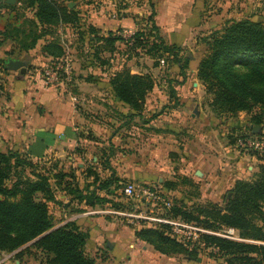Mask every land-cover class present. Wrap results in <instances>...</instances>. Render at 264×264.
I'll return each instance as SVG.
<instances>
[{"label":"crops","instance_id":"1","mask_svg":"<svg viewBox=\"0 0 264 264\" xmlns=\"http://www.w3.org/2000/svg\"><path fill=\"white\" fill-rule=\"evenodd\" d=\"M147 1L153 5V18L160 37L164 39L165 44L170 46L190 48L192 43L197 42V38L212 33V24L214 26L226 18H228L226 22L232 21L230 15L227 14V4L223 3L219 5L222 10L220 15L212 14L211 18H206L207 14L203 13L205 11L203 1L205 0ZM159 1H169L170 11H164L167 4L164 5ZM198 1H200L199 5L197 3L199 9H196L194 4ZM94 2L98 6L96 8L98 15L92 17L91 24L96 26L101 34L114 32L119 28L133 27L134 21L139 23V18L132 20L127 15L119 17L112 13L108 17L105 16V11L111 10L114 6L112 5L113 0ZM98 2H101L102 5H98ZM76 6L74 3L70 8ZM1 10L5 15L0 16V30H3L6 25L7 11ZM122 12H127V10ZM168 14L171 18L168 17ZM111 16L113 19L110 18V20ZM237 16L239 15L237 14ZM249 18L255 22L262 21L256 16H249ZM60 25H63L62 30L66 31L68 35L70 26ZM215 30H219V27ZM48 38L47 36L37 42L34 48V60L30 64L25 62L27 71L24 75L18 71H0V153H15L35 162L44 161L48 156L55 155L57 158H63V162L66 161L67 164L72 161L73 166L77 165L72 191L56 188L54 191L55 202H48V207L53 218L54 228L74 224L86 233L84 250L90 253L91 258L93 257L94 264H122L123 260L130 263L137 262V264L161 261L160 257L166 256L154 250L151 244L136 238L135 235L136 231L140 229L156 227L149 222H144L142 225L139 222L134 224L133 219L120 215L121 213H130L128 212L130 209L125 204L126 201H131L136 205L142 201L128 200L124 196L123 189L120 191L116 186V183L120 181H115L112 174L104 178L98 174H90L88 170L91 168H84L86 167L85 163L91 166L101 165L100 160L96 157L88 161H86L87 159L82 160L85 152L82 151L81 154L80 151L82 147L90 149L94 146L92 141L83 137V134L86 126L87 130L91 128L94 131L97 125L86 123L72 102L73 98L64 90L63 83L53 85L44 83L40 69L38 70L36 66L44 65V61L53 59L42 51V46L48 42ZM190 51L192 52V49ZM203 53L204 51L200 55L202 56ZM7 57L20 59L17 55ZM200 59V57L194 60L192 58L188 73L191 77L196 75ZM133 73L139 74L138 72ZM184 80L186 81H179L183 83L179 87H173L175 92L173 89L166 91L161 86L158 88L155 86L147 94L140 115L130 110L122 102H118L121 118L127 116L128 113L129 115L134 114L136 120L141 118L145 121L140 125L134 126L133 124L129 130L123 128L122 122L117 123L116 129L109 134L104 144L109 147H105V152L110 151L114 155L110 160L114 159L117 165L122 163L123 166L133 165L136 167V171L125 174L128 178H135L142 182L156 180L158 189L161 190L157 192L164 198H169L172 205L176 202L173 201V197H175L174 199L178 198L182 181L199 184L204 193L203 198H219L230 190L236 180L241 179L242 163L254 160L252 157L235 154L229 147L224 146L219 137V131L214 128L212 114L202 103L203 86L192 81L194 82L192 86L197 85L199 89L194 88L191 91L187 85V79ZM107 87L111 93L112 88L109 82ZM194 92L199 93L197 96H193ZM112 94V97L117 99L113 92ZM193 98H196L195 104L192 103ZM176 102L178 104H175ZM194 108L196 109L194 110ZM187 114L189 118H187ZM111 121L112 119L109 118V122ZM202 125H205L208 130L201 132V128H204L201 127ZM110 126L112 127V125ZM181 126H188L185 133H190V136H187L183 142H180L178 137V134L184 133L180 129ZM201 134H203V141L199 138ZM212 135L214 139H208ZM198 138L201 143L205 144L206 141V145H202L201 148L197 146ZM127 142H136L138 153L134 154L135 161H129L125 151H122L127 148ZM230 159L236 161L227 170L229 166L226 162L230 161L231 163ZM149 167L154 171L153 173H147L144 170ZM95 176L103 180L113 178L108 191L97 189L100 181H96ZM75 184H78L77 188ZM91 192L104 198L103 201L94 200L92 204H87L86 195ZM80 195L82 198H79ZM140 210L141 214L145 215L146 212H154L155 216L163 214L159 213L161 212L159 209L155 211L150 206L148 208L141 207ZM33 242L35 240L9 254L0 253V264H10L12 260L14 264H21V261L28 258V255H23L19 261L17 253L29 247Z\"/></svg>","mask_w":264,"mask_h":264},{"label":"rangeland","instance_id":"2","mask_svg":"<svg viewBox=\"0 0 264 264\" xmlns=\"http://www.w3.org/2000/svg\"><path fill=\"white\" fill-rule=\"evenodd\" d=\"M29 1L30 0H15L14 4L8 5L5 3V0H0V16H5L2 14L1 9L7 11V17L5 18L6 25L3 30H0L6 33V35L0 36V71H2V66L4 64L3 61L7 56L17 55L21 60L27 64H30L34 60L35 47L30 48L33 35L44 30L47 31L44 33L45 37H49L48 42L52 43V48H54L53 51L59 53L60 55L53 57V59L50 58V60L44 61V65L36 67H38V70L40 69L39 71L41 74H43V70L46 67H49L51 63L58 62L60 65L65 66L66 60L67 62L69 61L70 65L68 67V73L65 74L64 70L60 68L59 79L64 85V90L73 98L72 102L79 110L80 114H82V117L86 120V123H93L97 125L96 130L94 131H92L91 128H89L90 130H87L86 126L83 134V137L89 141H92L94 146H92L90 149H85L82 147L80 148V151L81 154L82 151L85 152L82 160L87 159L86 161H88L89 159L91 160V158L96 157L98 160H100L99 162L101 165L91 166L90 164L85 163L86 167L84 168H91V171H95L96 174L104 178L105 176L112 174V176L116 179L115 181H120L119 183H116V186L120 191H122V189H124L128 183H133L140 190L150 189L155 192H160L161 190L158 189V182L156 180L152 182H142L135 180V178H128L125 174L130 171H136V167L133 165L123 166L122 163L117 165V162L114 159L110 160V158L114 155H112L110 151L105 152V147L108 146L104 144L107 141L109 134L114 132L116 129L115 126L117 123L122 122L124 125L123 128L129 130V127H131L133 124L136 126L142 124L145 121L141 118L136 120L134 116H131L128 113L126 114L127 116L121 118L118 111V105H120L118 102L120 101L112 97L113 91L110 93L107 84L108 82L110 83V79L115 72L128 71L131 74L149 76L153 81L154 87L156 86V88H158L161 86V88L165 89L166 91L173 89L175 92L174 88L176 86L179 87V85H182V82L186 81L184 79H187V85L190 87L191 91L194 88L197 90L199 89V86H192V83L194 82L201 84L197 78V72L194 77H191L190 74L188 75L190 71L189 65L191 64L192 59L185 69L181 71L180 67L182 62H177L176 59L171 56V54L162 53L159 45L161 42L165 44V41L160 37L159 30L155 26V20L153 18L154 9L150 1L113 0L112 5L114 6L111 10L105 11V16L108 17V15L112 13V15L117 14L119 17L120 15H127L128 18H131L132 20L139 18V23L134 21L133 27L119 28L114 32H105V34H101L100 30L91 24L92 17H94V15H98V10H96L98 6H96L94 1L99 0L72 2L76 3L77 5L75 7V12L77 15L75 18L76 22L72 24V26L69 25L70 32L68 35L66 34V31L62 30L63 25L41 26L39 24H35L36 22H34V13L36 8L35 6H30ZM159 3L164 5L167 4L165 5L164 11H170L171 5H169V1H159ZM197 3L199 5L200 1L196 2L194 6L196 5V9H199ZM222 3L227 4V14L230 15V20H250L249 16H256V18L259 20L261 19V23L264 24V0H205L203 1V7L205 10L203 13L207 14L205 17L211 18L212 14L220 15V11L222 10L219 8V5H222ZM65 5L68 7L67 3H65ZM98 5H102V3L98 2ZM68 8L70 9V7ZM123 10H127V12H122ZM237 14L239 16H237ZM168 17L171 18L169 14ZM110 18L113 19L112 16L109 17V19ZM226 20H228V18L223 19L222 22H218V24H215L214 26L212 24L211 26L213 28L211 31L213 32V30H215L217 27L221 29ZM124 29H131L135 34L131 37H123L122 31ZM92 36L94 38H92ZM206 37L207 36L197 38V42H194V44L192 43L190 48L185 46L178 47L179 52L177 55L180 61H182L189 54L192 55L191 58H193V60L198 59L199 57L202 59L207 51V47L203 42V39ZM46 43L44 45H47ZM189 49H192V52ZM2 50L4 53H1ZM202 51H204V53L201 56L200 53ZM11 52L14 53L9 55ZM239 71L241 73H245L247 72V67H240ZM133 72H138L139 74ZM198 93L199 92H194L193 96H197ZM203 94L202 103L212 114L214 118V128L215 130L219 131V137L222 139L224 146L229 147L235 154L252 157L254 159L253 161L247 160L246 162L242 163L241 179L239 180H255L257 178L258 167L264 163H262V161H260L258 157H255L252 153L239 150L236 147V144L239 139L253 135L252 131H250V125L252 123L253 117H260V125L255 127H258L259 129L257 136L264 137V107L257 106L248 113L239 112L234 115L218 114L212 111L211 107L209 106L210 97L206 95L204 87ZM195 100L196 98H193V104H195ZM175 104L178 103L176 102ZM195 109L196 108H194V110ZM187 116V118H189L188 114ZM109 118L112 119L111 122H109ZM110 125H112V127ZM201 127H204L201 128V132L208 130L205 125H202ZM180 129L184 131V133L178 134V137L180 142H183L186 140L187 136H190V133H185V131L188 130V126H181ZM199 138L203 141V134H201ZM199 138V144L197 146L201 148L202 145H206V141L205 144L204 142L201 143ZM208 139H214V136L212 135L210 138L208 137ZM126 144L127 148H124L122 151H125V155H127L129 161H135L136 157L134 154L138 153L136 151V142H127ZM72 153L73 151L71 154ZM230 160L231 163L230 161L229 163L228 161L226 162L229 166L227 170H229L232 164L236 161L233 159ZM23 162L27 163V165L25 167L22 165L21 168L15 170V172L13 171L11 173L12 178L24 179L34 178L35 175H44L49 179L53 188L56 187L54 186L55 176L63 173L66 175H74L76 172L75 170L78 168L77 165H72V161L70 164H67L66 161L63 162V158H57L55 155H50L44 161L40 162L28 160L27 158L23 160ZM223 167L224 166H222V168ZM249 167L251 168L249 169ZM144 170L147 173L154 172L151 167L144 168ZM134 177H136L135 174ZM61 182L62 184L59 185L61 186L59 189H64L67 185H69V187L72 189L74 177H68ZM235 182L230 187V190L234 187ZM75 187L77 188L78 184H75ZM230 190L217 199L203 198L202 196L204 193L200 189L199 184L182 181L180 183V193L177 196L178 198L176 197L177 199H174L175 197H173V201L179 203L180 205H178L180 206L181 210L186 211L192 217H199L201 221H205L206 214L201 212L200 209H204L205 207L211 209V206H217V208L223 209L226 203L227 194ZM206 194L208 195V193ZM159 195L163 197V195ZM39 197L41 196L39 195ZM146 203L147 202L145 200H142V202L138 205L131 201L125 202L128 209H130L128 212L133 214H141V207L148 208L149 206L155 211L159 209L161 211L159 213H163L164 215H169L168 213L171 211L166 209L161 210V204L152 203L149 205L148 203V205H145ZM146 215L155 216V213L146 212ZM173 219L180 222L184 221L180 217H175ZM133 220L134 224L139 222V224L142 225L144 222H149L156 228L159 226V224L157 225L156 223L146 219L136 218ZM184 222L193 225L196 228L202 229V232L193 231L190 235H177L172 234L170 229H168L167 233L174 240L175 245L179 249V253L168 256L165 255L166 257L161 256V261H157L155 263L150 262L148 264H226L225 259L217 253L215 248H206L202 237L203 235H210L224 238L222 235L226 234L228 228L209 230L203 227L202 224L200 225L195 221ZM234 231L237 238L234 241L244 242V240L240 238L238 231L235 229ZM251 243L254 242L251 241ZM259 243L264 244V242ZM85 253L88 255V257H90V253ZM17 260L20 261V258L17 257ZM45 261L46 257L41 255L39 251L32 250L29 252L28 258H24V260L21 261V264H46ZM10 264H14L13 260ZM122 264H137V262L130 263L126 260H123Z\"/></svg>","mask_w":264,"mask_h":264},{"label":"trees","instance_id":"3","mask_svg":"<svg viewBox=\"0 0 264 264\" xmlns=\"http://www.w3.org/2000/svg\"><path fill=\"white\" fill-rule=\"evenodd\" d=\"M79 1L84 0H30L29 5L36 8L35 24L72 26L76 22V8L69 9L65 3ZM46 32L34 34L30 48L45 38ZM3 35L6 33L0 31V36ZM203 42L207 51L198 64L197 78L210 97L212 111L234 115L251 112L257 106L264 107V24L249 19L227 21L221 29L204 38ZM46 44L42 47L46 55H60L53 51L52 43ZM169 46L161 42L159 48L163 54H171L177 62H182L180 70L183 71L192 55L180 61L177 55L179 48ZM240 67H247V72L241 73ZM2 71H6L4 65ZM110 85L117 99L139 115L147 94L154 87L149 76L128 71L115 72ZM251 125L259 126L260 117H253ZM25 159L15 153H0V253H12L35 240L16 256L20 258L35 250L46 257V264H94V259L88 257L84 250L86 233L74 224L54 228L49 212L48 202H55V189L61 187L59 185L66 177L72 178L74 175L63 173L55 176V188L44 175L12 178L13 171L27 165L23 162ZM88 172L97 175L95 171ZM95 178L100 181L97 189L108 191L113 178ZM63 190L72 191L69 185ZM229 193L230 197L223 209L217 206L200 209L206 214L205 221L181 210L177 202L172 205L168 216L180 217L187 222L195 221L209 230L235 229L244 242L203 235L206 248H215L226 264H264V244L259 243L264 242V164L258 167L255 180H238ZM103 199L96 196L95 192L86 195L87 204ZM168 229L169 226L160 224L158 228L140 229L135 235L151 244L160 254L168 256L179 253L174 240L167 233Z\"/></svg>","mask_w":264,"mask_h":264},{"label":"built area","instance_id":"4","mask_svg":"<svg viewBox=\"0 0 264 264\" xmlns=\"http://www.w3.org/2000/svg\"><path fill=\"white\" fill-rule=\"evenodd\" d=\"M135 33L131 29H124L122 31V36L131 37ZM69 61L66 60V65L62 66L58 62H53L49 67L43 70V80L46 85L60 84L62 83L59 79V71L62 68L65 74L68 73ZM236 147L243 152L252 153L255 157H258L262 163H264V137H258L256 135H251L237 141ZM124 196L128 200L142 201L145 200L147 203L161 204V210H170L172 207V201L169 198H163L158 192L152 191L150 189H138L134 184H127L123 189ZM120 215L128 217L129 219H146L150 220L156 224H164L169 226L170 232L172 234H191L194 232H202V229L196 228L193 225L185 223L184 221H176L167 215L161 214L158 216H147L145 214H133V213H121ZM224 238L235 240L234 229H228L226 234L222 235ZM179 237V236H178Z\"/></svg>","mask_w":264,"mask_h":264},{"label":"water","instance_id":"5","mask_svg":"<svg viewBox=\"0 0 264 264\" xmlns=\"http://www.w3.org/2000/svg\"><path fill=\"white\" fill-rule=\"evenodd\" d=\"M5 3L8 5H12L15 3V0H5ZM68 7H72L74 5V3L70 2L67 4ZM3 65H4V69L6 71H18L21 75H24L27 71V67H26V63L20 59L17 58H13V57H7L4 61H3ZM250 128L252 129V133L253 135H257L258 134V127L255 126H250ZM231 193L227 194L226 200L229 199ZM37 240V239H36Z\"/></svg>","mask_w":264,"mask_h":264}]
</instances>
